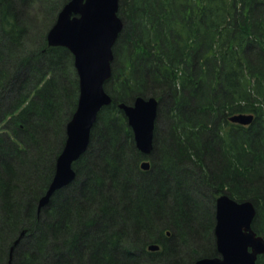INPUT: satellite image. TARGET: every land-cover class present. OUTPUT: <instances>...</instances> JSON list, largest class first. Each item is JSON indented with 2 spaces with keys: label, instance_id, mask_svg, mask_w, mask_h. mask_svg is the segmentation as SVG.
Instances as JSON below:
<instances>
[{
  "label": "trees",
  "instance_id": "obj_1",
  "mask_svg": "<svg viewBox=\"0 0 264 264\" xmlns=\"http://www.w3.org/2000/svg\"><path fill=\"white\" fill-rule=\"evenodd\" d=\"M68 1L0 0V264L24 230L13 264H195L217 256L221 194L251 201L264 237V0H119L112 103L38 211L79 97L73 55L47 41ZM137 97L159 101L147 157L118 107Z\"/></svg>",
  "mask_w": 264,
  "mask_h": 264
},
{
  "label": "water",
  "instance_id": "obj_2",
  "mask_svg": "<svg viewBox=\"0 0 264 264\" xmlns=\"http://www.w3.org/2000/svg\"><path fill=\"white\" fill-rule=\"evenodd\" d=\"M119 0H69L60 10L56 22L47 33L49 46L65 47L74 58L79 80L77 108L66 125V141L56 159L53 179L38 203V211L46 207L53 195L76 179L73 167L88 150L91 131L101 109L112 102L104 85L112 74L113 46L123 30L118 15ZM134 134L136 148L148 156L154 148L159 101L151 97H137L133 104H119ZM232 123L250 125L251 114H237ZM140 167L147 171L149 161ZM256 208L251 201L239 202L227 194L216 200L214 236L218 256L201 257L195 264H258L264 254V238L252 228ZM26 232L13 241L9 260ZM151 244L149 251H158Z\"/></svg>",
  "mask_w": 264,
  "mask_h": 264
},
{
  "label": "rangeland",
  "instance_id": "obj_3",
  "mask_svg": "<svg viewBox=\"0 0 264 264\" xmlns=\"http://www.w3.org/2000/svg\"><path fill=\"white\" fill-rule=\"evenodd\" d=\"M58 16V15H57ZM41 212V211H40ZM25 231V230H24ZM25 232H27V231H25ZM169 233V232H168ZM26 235V234H25ZM170 235V234H169ZM213 238H214V235H213ZM209 241H210V239H211V235H210V238L208 237L207 238ZM215 239V238H214ZM152 244H154V243H152ZM17 248V247H16Z\"/></svg>",
  "mask_w": 264,
  "mask_h": 264
},
{
  "label": "flooded vegetation",
  "instance_id": "obj_4",
  "mask_svg": "<svg viewBox=\"0 0 264 264\" xmlns=\"http://www.w3.org/2000/svg\"><path fill=\"white\" fill-rule=\"evenodd\" d=\"M214 241H215V239H214ZM215 246H216V244H215ZM218 256V255H217ZM259 258V257H258Z\"/></svg>",
  "mask_w": 264,
  "mask_h": 264
},
{
  "label": "bare ground",
  "instance_id": "obj_5",
  "mask_svg": "<svg viewBox=\"0 0 264 264\" xmlns=\"http://www.w3.org/2000/svg\"><path fill=\"white\" fill-rule=\"evenodd\" d=\"M168 235L170 234V233H167Z\"/></svg>",
  "mask_w": 264,
  "mask_h": 264
}]
</instances>
